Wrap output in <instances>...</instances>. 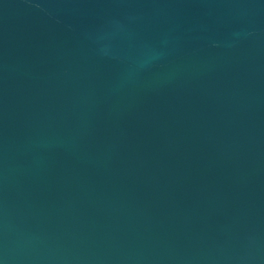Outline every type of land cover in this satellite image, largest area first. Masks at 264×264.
<instances>
[{
  "label": "water",
  "instance_id": "obj_1",
  "mask_svg": "<svg viewBox=\"0 0 264 264\" xmlns=\"http://www.w3.org/2000/svg\"><path fill=\"white\" fill-rule=\"evenodd\" d=\"M2 264H264V0H0Z\"/></svg>",
  "mask_w": 264,
  "mask_h": 264
},
{
  "label": "snow or ice",
  "instance_id": "obj_2",
  "mask_svg": "<svg viewBox=\"0 0 264 264\" xmlns=\"http://www.w3.org/2000/svg\"><path fill=\"white\" fill-rule=\"evenodd\" d=\"M0 264H2V261H0Z\"/></svg>",
  "mask_w": 264,
  "mask_h": 264
}]
</instances>
